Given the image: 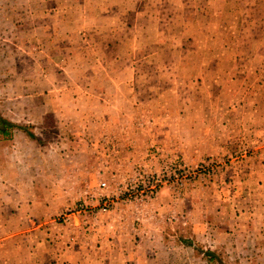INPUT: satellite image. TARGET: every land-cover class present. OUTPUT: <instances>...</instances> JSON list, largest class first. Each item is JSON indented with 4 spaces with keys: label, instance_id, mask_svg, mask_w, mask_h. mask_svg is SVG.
Here are the masks:
<instances>
[{
    "label": "rangeland",
    "instance_id": "rangeland-1",
    "mask_svg": "<svg viewBox=\"0 0 264 264\" xmlns=\"http://www.w3.org/2000/svg\"><path fill=\"white\" fill-rule=\"evenodd\" d=\"M263 30L264 0H0L37 137L0 133V264H264Z\"/></svg>",
    "mask_w": 264,
    "mask_h": 264
},
{
    "label": "crops",
    "instance_id": "crops-1",
    "mask_svg": "<svg viewBox=\"0 0 264 264\" xmlns=\"http://www.w3.org/2000/svg\"><path fill=\"white\" fill-rule=\"evenodd\" d=\"M194 11L196 12V11H198V8H196V9H194ZM213 12L215 13V14H220V13H223L224 11L222 10V9H218V8H216V9H214L213 10ZM250 23H248V25H249ZM264 31V30H263ZM264 34V33H263ZM131 41L133 42V45H135L136 46V44H137V37H134V38H132L131 39ZM176 42H173V43H171V42H169V41H160V44H163V45H167V47H170V46H174V45H176V44H180V43H176ZM263 44L264 43H261V46H263ZM190 53H188V54H184V58L187 60V58H190V56H188ZM194 54V53H193ZM138 55H139V57H138ZM149 55H150V57L152 58V59H156L157 60V58H163L165 55L164 54H162V55H155V54H150L149 53ZM194 57H196L197 56V54H194L193 55ZM232 57V56H231ZM133 58H136V61L137 62H143V61H147V58L148 57H142V56H140V53H133V52H131L130 53V57H128V59L130 60V61H132L133 60ZM246 58V56H242V60H244ZM115 60H118V57H115ZM140 71L141 70H137V72H136V74H137V77L139 76V73H140ZM259 90L262 92V93H264V86H260L259 87Z\"/></svg>",
    "mask_w": 264,
    "mask_h": 264
},
{
    "label": "trees",
    "instance_id": "trees-1",
    "mask_svg": "<svg viewBox=\"0 0 264 264\" xmlns=\"http://www.w3.org/2000/svg\"><path fill=\"white\" fill-rule=\"evenodd\" d=\"M15 128L23 129L32 138H37L36 135L32 131H30L26 126L14 123L13 121L5 118L3 115L0 114V133L1 134L5 135V136H11L13 134Z\"/></svg>",
    "mask_w": 264,
    "mask_h": 264
},
{
    "label": "built area",
    "instance_id": "built-area-1",
    "mask_svg": "<svg viewBox=\"0 0 264 264\" xmlns=\"http://www.w3.org/2000/svg\"><path fill=\"white\" fill-rule=\"evenodd\" d=\"M163 178L164 177H162L160 174H157L156 177H153V180H152L153 181V186H152L153 193H157L158 192L157 188L160 187L162 184H165L168 181V179L164 180ZM102 185L105 186L106 183L103 182Z\"/></svg>",
    "mask_w": 264,
    "mask_h": 264
}]
</instances>
